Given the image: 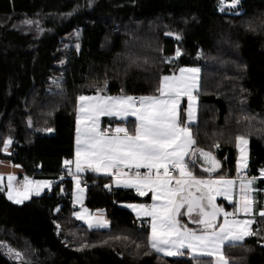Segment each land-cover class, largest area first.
Returning <instances> with one entry per match:
<instances>
[{
    "label": "trees",
    "instance_id": "1",
    "mask_svg": "<svg viewBox=\"0 0 264 264\" xmlns=\"http://www.w3.org/2000/svg\"><path fill=\"white\" fill-rule=\"evenodd\" d=\"M220 7V0H0V161L55 181L74 159L80 96H152L163 76L199 68L195 148L219 166L205 171L212 164L197 153L189 169L235 176L236 137L249 140L248 175L260 179L261 208L254 234L224 255L229 264H264V0ZM9 138L11 156L3 151ZM65 183L63 193L53 188L22 204L0 185V264H214L151 248L149 220L123 207L149 204L150 196L107 191L109 181L87 175V206L104 209L111 224L93 230L75 217L73 180Z\"/></svg>",
    "mask_w": 264,
    "mask_h": 264
},
{
    "label": "snow or ice",
    "instance_id": "2",
    "mask_svg": "<svg viewBox=\"0 0 264 264\" xmlns=\"http://www.w3.org/2000/svg\"><path fill=\"white\" fill-rule=\"evenodd\" d=\"M226 0H220L221 11ZM240 0H227L229 8H235ZM31 24L32 21H24ZM79 47V45H77ZM180 54L177 49L176 55ZM179 75L163 76L157 88L158 95L111 97L100 95L80 96L81 101L77 115L75 172L69 173L76 178L86 168L94 172H106L115 176L116 183L134 188L140 196L151 193V205H129L138 216L150 217V246L157 252L167 256L183 255V249L190 250L193 259L200 257L215 258L216 264H228L223 255V248L243 241L248 235L254 234L250 226L252 220L229 219L234 213L226 212L215 204L217 195L231 200L234 181L211 180L197 178L189 170V163L197 153L212 164L205 171L211 172L219 166V162L211 152L193 148L196 140L187 123L182 126L179 111L180 98L188 99L187 121L195 119L196 99L193 95L199 87V68H181ZM138 101V103H137ZM135 117L132 131L127 127L117 126L110 130H101V116ZM51 131V129H48ZM237 147L241 153V166L247 167L246 146L248 139L244 135L236 137ZM11 138L4 142L3 151L8 152ZM218 147V145H217ZM73 161H65L71 165ZM240 162H238L239 164ZM127 169V171H125ZM143 169L144 171H141ZM176 173L177 175H173ZM264 176V169H261ZM16 177L9 175L6 185L8 199L21 203V197L27 199L34 190L39 194L42 187H51L50 181H30L25 177L24 190L21 192L13 184ZM256 177L242 179L236 212L249 215L253 212L251 196L252 184ZM174 182V183H173ZM79 184V180H77ZM3 176L0 175V185ZM35 184V189L32 185ZM193 189L200 193L196 196ZM2 190V189H0ZM186 208L192 223L202 226L199 230L188 228L182 224L181 209ZM87 212V209L84 210ZM197 212L198 218L193 219L192 213ZM223 215V222L218 217ZM75 215L86 220L89 227H106L108 222L99 218L86 217L81 213ZM264 217V209L259 212ZM14 251V250H9ZM19 256V253H17Z\"/></svg>",
    "mask_w": 264,
    "mask_h": 264
},
{
    "label": "crops",
    "instance_id": "3",
    "mask_svg": "<svg viewBox=\"0 0 264 264\" xmlns=\"http://www.w3.org/2000/svg\"><path fill=\"white\" fill-rule=\"evenodd\" d=\"M184 68H191V67H184ZM180 70V69H179ZM174 74V75H179L180 72ZM200 77H201V71L199 72V87L196 91H194L193 95H195L197 97L196 99V110H195V119L192 120V121H187V112H186V117H185V121L184 123H187L188 126L191 128V133H192V136H193V127L197 125V122H198V112H199V90H200ZM159 94V93H158ZM156 94V95H158ZM90 96H95V95H90ZM106 96V95H104ZM107 96H110V95H107ZM120 96H131V95H113L111 97H120ZM154 96V95H152ZM132 97H136V96H132ZM141 97V96H140ZM187 97L186 96H182L180 98V102L183 101V103H185L187 101ZM81 101L78 100V108H79V105H80ZM78 108H77V115H78ZM188 108V107H187ZM187 110V109H186ZM179 111L181 112V103L179 104ZM181 114V113H180ZM135 117L133 116H128V117H125V118H121V117H118V116H101L100 117V120H99V124H100V129L103 131V130H110L109 134H111L112 131H114V129L117 127V126H123V127H127L129 129V131H132L134 126H135ZM183 126V124H182ZM76 129H77V124H76ZM76 135H77V132H76ZM194 138V137H193ZM76 139H75V155H74V159H73V163L71 165H66L67 167V172H68V175L69 177L73 180V199H72V203H73V206L75 208V212H74V215L75 213H81L82 210L81 208H84V207H87V212H84L87 216V217H93V218H99V219H102V220H106L108 222V225L106 227H89L88 226V223L86 220H82V219H78L82 224L86 225L88 228L90 229H97V230H105V229H108L110 227V221L107 219V216H106V211L104 209H99V210H96V211H93L91 210L88 206H87V195L86 197L84 196V198L81 200V207H78L77 206V203L75 202L76 200V197L77 195L75 196L74 195V179H79L81 177H86L87 175H90L94 178H96L97 180H107L109 181V185H105L106 188L110 191L112 189H126V190H133L135 191L137 194H139L134 188H131V187H126L123 183H120V184H117L116 183V178L115 176L113 175H110L106 172H103V171H100V172H94L92 171L91 169H88L86 168L84 172L82 173H78L76 175V178L73 177V175H71L69 173V168H71L72 172L74 173L75 172V158H76ZM193 148L195 149V145L193 146ZM5 153V152H4ZM6 155H13V149H12V145L10 144L9 147H8V152L5 153ZM186 161H188L189 159L191 160H196V156L195 157H186L185 158ZM237 167H238V163H237ZM237 169L236 168V175L235 176H231L229 172L225 173L224 175L220 176V177H207V176H203V177H199L197 172L195 170H191L189 169L190 171H192L193 175L197 178H204V179H211V180H220V179H224V180H232L234 181V185L236 184H240L241 183V180L242 179H251L252 177H250L248 175V168L247 170L243 173V176H240V175H237ZM87 170H91L92 173H89L87 172ZM245 174L247 175L245 177ZM0 175L3 176V184L5 185V188H6V195H7V198H8V189L6 187L7 183H8V176L9 175H14L16 177L15 181H13V184L16 188H18L21 192L24 190V186H18L17 185V180L20 178V177H23V176H27V175H24L22 173V170L19 166H16L14 165L13 163L9 162V161H0ZM30 181H50L51 182V187H42L39 194H36V192L33 190L29 197L27 199H23L21 197V200L24 201V202H27L29 200H31L32 198H35V197H40L42 196L43 194H45L46 192H51L53 190V187H54V181L53 180H37V179H34L32 177H28ZM260 180V179H256L254 181V191H252L251 193V196H252V199L254 201L253 203V212L251 213L253 215V217L255 218L256 214H257V211L259 210L258 208H261V204H259V201H258V190L256 189V185L255 183ZM36 185L33 184L32 185V188L35 189ZM234 187V186H233ZM239 187V186H238ZM83 190L87 191L86 189H84L82 187ZM259 190H260V186H259ZM262 190V189H261ZM151 193H148L147 195L145 196H141V197H146V196H150V203L149 204H146V205H151L153 203L152 199H151ZM217 197L219 198V200H224V201H227L229 199H226L224 196H220V195H217ZM232 199L233 201H235V203L233 204L234 206L232 207L233 209H236L235 208V205H236V202L239 200V189L235 192L233 191V196H232ZM11 202L15 203V204H18L16 203L14 200H10ZM79 204H80V200L78 201ZM227 202L223 203V204H228ZM223 204H219V205H223ZM129 205H137V204H125L123 205L124 208H126L127 210H129L137 219H150V217H144V216H138L137 215V212L132 208V207H129ZM218 205V204H217ZM218 205V206H219ZM220 207V206H219ZM264 208V207H263ZM255 215V216H254ZM76 216V215H75ZM185 216V215H184ZM185 219L187 220V218L185 217ZM189 228L191 229H197L199 230L201 226H197L196 225H188ZM254 228V227H253ZM154 250V249H153ZM183 252L184 251H187V250H182ZM157 252V251H156ZM158 254L162 255V256H165L163 255L164 253H160V252H157ZM166 257V256H165ZM209 258V257H208Z\"/></svg>",
    "mask_w": 264,
    "mask_h": 264
},
{
    "label": "rangeland",
    "instance_id": "4",
    "mask_svg": "<svg viewBox=\"0 0 264 264\" xmlns=\"http://www.w3.org/2000/svg\"><path fill=\"white\" fill-rule=\"evenodd\" d=\"M237 7V6H236ZM235 7V8H236ZM235 8H230V9H235ZM220 10H221V7H220ZM229 10V7L227 6V4H225L224 5V10H223V12L224 11H228ZM169 36H172V35H169ZM181 103V108L183 107V106H185L186 107V109H187V107H188V100L185 102V103H183V101H181L180 102ZM185 109V110H186ZM237 150H238V162H240L239 164H238V169H237V175H240V176H243V173L247 170V168H248V162H249V140H248V144H247V146H246V154H247V167L246 168H244V167H242L241 166V164H242V162H241V153H240V149L237 147ZM197 174H198V176L199 177H203L202 176V174L200 173V171L197 169ZM264 177V176H263ZM77 180H79V184L77 183ZM239 186V187H238ZM254 182H253V184H252V189L254 190ZM82 179L81 178H79V179H74V195L76 196L77 195V197H76V200H75V202L77 203V206L78 207H81V200L84 198V196L86 197V195H87V191H85V190H83L82 189ZM239 189V191H240V184H236V185H234V187H233V191H237ZM80 200V204H79V201ZM25 201V200H24ZM24 201H22L21 203H18V204H22V203H24ZM218 201H220L219 200V198L216 196L215 197V204L217 205L218 204ZM225 202H227V201H225ZM228 204H223V205H219L221 208H223L226 212H229V213H234V216H229V219H233V218H235V219H242V220H252V221H254L252 224H251V226H250V229H251V231L253 232V227H254V225H255V223H256V219L253 217V215L252 214H249V215H246L245 213H243V212H239V213H237L236 212V209H233L232 207L234 206L233 204L235 203V201H233V199H231V200H228V202H227ZM218 206V205H217ZM227 206H230L229 208L227 207ZM85 209H87V207H84V208H81V210H82V212H81V214L82 215H86L84 212V210ZM88 210V209H87ZM255 216V215H254ZM77 219H79L77 216H75ZM87 217V216H86ZM181 219H182V221L185 223V224H187V225H193L194 223H191L190 222V224H189V222L185 219V216L183 215V213H182V215H181ZM140 220H148V219H140ZM223 222V215H222V219H221V223ZM149 225H150V238H151V224H150V219H149ZM194 225H196V227L197 226H200V225H197V224H194ZM253 235V234H252ZM252 235H248V236H246L245 238H244V240L243 241H240V242H237V243H235V244H238V243H242V242H244L245 240H247L249 237H251ZM227 246V245H226ZM225 246V247H226ZM224 247V248H225ZM224 248H223V255H224ZM183 250H187L188 251V254H189V256H191L192 257V255H191V253H190V250H188V249H183ZM163 255H165V254H163ZM166 257H169V258H175V257H178L179 255H176V256H167V255H165ZM224 257H225V255H224ZM225 259H226V257H225ZM213 260H214V264H216V261H215V258L213 257ZM227 260V259H226ZM229 264V263H228Z\"/></svg>",
    "mask_w": 264,
    "mask_h": 264
},
{
    "label": "built area",
    "instance_id": "5",
    "mask_svg": "<svg viewBox=\"0 0 264 264\" xmlns=\"http://www.w3.org/2000/svg\"><path fill=\"white\" fill-rule=\"evenodd\" d=\"M136 98H139V97H136ZM138 103V101H137ZM125 171H127V169H125ZM141 171H144L143 169H141ZM173 175H177L176 173H173ZM247 175L245 174V177ZM25 177H30V176H23V177H20L18 180H17V185L20 187V186H23L25 184ZM69 178V175L67 172L65 171H62L58 178L54 181V187L53 188H58L59 191L61 193L64 192V190L67 188V185L65 183V181ZM82 179V186L84 189H87L88 188V183H87V176L86 177H81ZM174 183V182H173ZM106 187V186H105ZM107 191H109L107 189Z\"/></svg>",
    "mask_w": 264,
    "mask_h": 264
},
{
    "label": "water",
    "instance_id": "6",
    "mask_svg": "<svg viewBox=\"0 0 264 264\" xmlns=\"http://www.w3.org/2000/svg\"><path fill=\"white\" fill-rule=\"evenodd\" d=\"M87 172L92 173L91 170H87ZM192 191H193V193H194L196 196H199V195H200V193L196 192L195 189H193ZM185 212H186V208L181 209V213H185ZM185 217L187 218V221H188L189 224H190L191 220L188 218L187 215H185ZM192 218H193V219L198 218V213H197V212H193V213H192ZM178 219H180V221H181L182 224L186 225V226L189 228V226H188L187 224H185V223L182 221L181 216L178 217ZM221 219H222V214H221L220 217H218V221H219L220 223H221ZM191 223H192V222H191Z\"/></svg>",
    "mask_w": 264,
    "mask_h": 264
}]
</instances>
